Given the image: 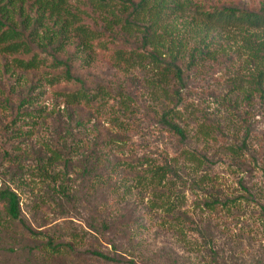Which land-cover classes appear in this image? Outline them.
<instances>
[{
	"label": "trees",
	"instance_id": "16d2710c",
	"mask_svg": "<svg viewBox=\"0 0 264 264\" xmlns=\"http://www.w3.org/2000/svg\"><path fill=\"white\" fill-rule=\"evenodd\" d=\"M202 8L194 0H0V110L16 114L12 125L27 120L25 124L32 131L25 133L33 138L47 112L39 105L44 94L42 89L53 90L59 101L58 108L61 104L64 106L47 115L56 117L51 122L55 127L49 134L50 140L42 143V150L33 148L39 177L47 182L48 190L47 200L41 199L37 208H53L65 214L68 205L74 202L73 175L85 178L93 190L106 188L117 197L120 174L126 173L136 180L132 181L135 186H152L154 196L167 212H175L176 207L170 206L168 198L164 199L168 197L167 191H161L172 172L168 163L150 166L147 160L146 168L140 170L139 166L145 165L144 160L142 163L141 159L124 155V149L118 146L123 141L120 135L99 131L94 142L88 139L94 113L105 114L109 99L117 100L123 115L131 110L130 103L135 101L122 84L111 85V81L108 83L94 75L92 69L101 56L125 73L151 70L153 76L147 81L153 98L157 95L162 98L161 122L185 143L189 138L187 130L176 120L178 107L184 102L187 73L218 59H223L228 69L236 60L229 58L228 51L235 48L233 53L242 58L243 63L230 77L233 89L228 103L231 111L236 110L237 115L233 117L245 134L238 145L234 140L228 150L239 157L246 168L247 163L242 160L246 156H252L254 164L259 165L256 147L261 146L262 141L264 145V139L255 136V125L249 121L254 118L251 114L254 110L264 109V3L258 11L226 5L213 6L208 11H201ZM189 12L206 22L199 32L201 39L191 46L174 39L169 25L174 16H187ZM214 30L228 35L237 31L238 45L224 49L219 44L220 50L215 49ZM19 85L23 89L15 91ZM235 93L237 100L232 102ZM238 100L249 106L244 109L241 104L231 105L239 104ZM13 104L17 106L15 109ZM119 125L124 124L121 121ZM222 138L228 139L227 136ZM26 156L30 158V151L24 152ZM190 156L200 169L210 164L206 154L192 152ZM2 160L0 174L11 177L12 182L16 177L13 171L11 173L12 166L16 165L18 173L26 169L21 155L12 158L5 153ZM5 162L9 163L6 167ZM261 168L264 172V164ZM211 181L209 175H200L197 182L198 186H205ZM242 188L252 197L250 190ZM127 194L125 191L124 195ZM212 199L203 204L207 210L237 203V200L223 203L221 199ZM21 203L17 189L10 185L0 189L1 257L19 255L20 264H94L95 259L110 264H135L96 249L79 251L89 240L104 239L115 248V242L107 235L139 228L129 214L113 219L109 214L105 218L94 217L88 225L90 231L80 232L74 227L63 230L59 226L38 231L25 218ZM261 210L264 218V206ZM16 247L21 249L15 250Z\"/></svg>",
	"mask_w": 264,
	"mask_h": 264
},
{
	"label": "rangeland",
	"instance_id": "374dc122",
	"mask_svg": "<svg viewBox=\"0 0 264 264\" xmlns=\"http://www.w3.org/2000/svg\"><path fill=\"white\" fill-rule=\"evenodd\" d=\"M194 1L202 5L201 11H208L218 5L258 11L264 3V0ZM204 22V18L189 12L187 16H174L169 25L174 39L183 40L191 46L201 39L200 31ZM213 33L217 38L215 49L220 50L219 44L224 49L238 45L239 38H235L237 31L229 35L219 30ZM234 50L228 51L229 58L236 59L228 69L223 59H218L217 62L203 63L197 71L187 73L184 102L178 107L176 120L187 130L189 138L185 143L161 122L162 108L159 105L162 98L159 95L153 98L147 81L153 76L151 70L136 69L125 73L114 68L108 58L103 56L92 69L96 77L106 79L108 83L111 81V85L122 84L124 89L133 94L135 101L130 103L131 110L123 115L117 100L109 99L105 114L94 113V119L88 127L91 132H87L89 141L94 142L99 131L120 135L123 141L118 146L124 149V155L141 159L142 163L144 160L145 165L139 166L140 170L146 168L147 160L150 166L168 163L172 172L164 182L167 184H163L165 189L162 187L161 191H167L168 197L164 199L168 198L170 206L176 207L174 213L167 212L162 202L156 199L152 186H135L132 181L136 180L126 173L120 174L122 180L117 188V197L106 188L93 190L85 178L73 175L71 193L74 202L68 205L65 214L53 208H37L41 199L47 200L48 190L47 182H42L39 177L33 148L42 150V143L51 138L49 134L55 127L51 122L56 117L53 115L49 118L47 115L64 108L62 104L58 108L59 101L54 91L48 88L42 89L44 94L39 101V105L47 112L33 138L25 133L32 131L25 124L27 120L12 125L11 120L16 114L0 110V165L5 153L12 155V158L21 155L24 167L28 169L18 173L16 165L12 166L11 173L13 171L17 177L14 178L15 182H12L11 177L0 174V189L6 185L17 189L24 216L38 231H49L58 226L63 230L74 227L80 232L90 231L88 225L94 217L105 218L108 214L111 219L129 214L139 227L127 229L126 233L119 230L114 235H107L115 242V248L104 239L89 240L79 248L81 253L96 249L135 264H264V218L261 210L264 206V172L261 168L264 164L263 141L261 146L256 147L259 151L255 156H260L258 166L254 164L252 156H246L242 159L247 163L246 168L241 164V159L228 150L233 143L238 145L245 134L233 117L237 115L236 110L233 108L231 111L228 103L233 89L230 77L243 63V59L233 53ZM22 89L23 86L19 85L15 91ZM236 95H233L232 102L237 100ZM237 102L239 104L231 105L237 107L241 104L244 109L249 106L242 101ZM12 106L14 109L17 107L14 104ZM251 114L254 118L249 122L255 125V136L264 139V109H256ZM121 121L123 126L119 125ZM223 136L228 139H223ZM26 151H30V158L24 157ZM192 152L208 155L210 164L200 169L193 163L190 156ZM8 164L5 162L4 167ZM200 175H209L212 181L205 186H198ZM242 186L251 191L252 197ZM125 191L127 195H124ZM210 198L221 199L223 203L237 200V203L226 208L218 206L215 210H207L203 204ZM18 249L21 248H15ZM0 262L20 264L22 257L0 256ZM93 263L110 264L97 259Z\"/></svg>",
	"mask_w": 264,
	"mask_h": 264
}]
</instances>
